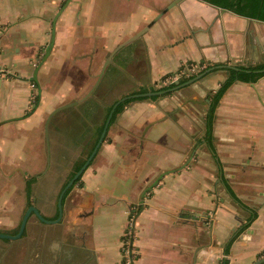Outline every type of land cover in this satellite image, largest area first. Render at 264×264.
Wrapping results in <instances>:
<instances>
[{"label":"crops","instance_id":"crops-1","mask_svg":"<svg viewBox=\"0 0 264 264\" xmlns=\"http://www.w3.org/2000/svg\"><path fill=\"white\" fill-rule=\"evenodd\" d=\"M64 1L0 0L3 232L18 230L29 205L48 219L57 217V198L66 180L50 182L61 169L54 164L60 166L71 153L66 143L75 140L76 124L80 131L84 122L89 131L96 129L97 120L93 126L82 118V103L95 98L93 92L107 80L111 66L143 65L141 77L133 79L137 86L158 87L168 81H161L162 76L175 73L187 60L202 61L200 68L264 61V20L203 0H180L122 46L136 41L139 52L128 61L130 48L118 59L115 53L91 94L65 107L79 113L65 120L61 109L51 115L46 159L47 115L81 97L96 79L81 77L84 68L95 76L102 54L147 25L171 0H70L53 24ZM52 27L50 53L31 79L35 55L49 43ZM74 68L80 77L72 75ZM224 68L212 69L170 94L143 98L149 110L130 112L125 105L80 179L64 192L60 218L46 222L31 212L19 237L0 238V264H221L223 258L227 264H247L263 256L264 74L254 81H234L221 96L212 124L213 154L203 138L204 112L207 94L226 76ZM157 125L159 136L150 140L148 132ZM63 173L65 177L68 172ZM29 178L33 180L26 193ZM108 178L130 179L128 192L111 194L115 199L109 201L99 186ZM252 209L256 216L225 253L232 232ZM101 211L105 219L96 217Z\"/></svg>","mask_w":264,"mask_h":264},{"label":"trees","instance_id":"trees-1","mask_svg":"<svg viewBox=\"0 0 264 264\" xmlns=\"http://www.w3.org/2000/svg\"><path fill=\"white\" fill-rule=\"evenodd\" d=\"M206 1L208 3L214 4L216 6L222 7V8H226L228 10H231L235 13L244 15V16H250V17H254V18H258L261 20H264V0H203ZM127 49V45L125 47H122L120 50H118L114 56L115 59L119 58L120 53H122L124 50L126 51ZM130 53H128L125 57H130ZM121 64V60L119 61ZM196 62L194 61H189L187 60L185 63H183L180 68L175 72V73H167L166 75L161 77V81L166 78H168L166 83H162L161 85H159L158 87H155L154 85H141L138 87L137 90H133L132 92H140V91H147V90H163V89H167L170 88L172 86L175 85L174 82V76H176V79L179 80V82L185 81L187 78L193 76L194 74L198 73L199 71L213 65V64H206L203 67L199 68L197 72H192L189 75H186L185 72L188 71V69L194 65ZM204 63H202V61L196 65L200 66ZM235 67H225L224 69H226L227 73L225 78L219 83V86L209 92L207 94L208 100L206 102V107H205V112H204V133H203V138L206 142V144L208 145V147L213 151V154H215V150H214V145H213V131H212V124H213V120L215 117V108L221 98V96L223 95V93L226 91V89L236 80H243V81H254L256 80L259 76L264 74V61L261 62H256L253 64H241V63H235L234 64ZM110 67V66H109ZM110 69L114 70L116 69L115 66H111ZM215 69V68H214ZM130 92V93H132ZM172 92V90H168L166 92H163L161 94H152L150 96H138V97H130L127 98L123 101H121L120 103L117 104V106L115 107L113 114L111 116L110 122L109 124L114 120V118L116 117V115L124 108V106L131 100L136 99V98H151V99H155L159 96L162 95H167L170 94ZM128 94V93H126ZM123 96V95H122ZM120 97V96H119ZM118 97V98H119ZM116 98V99H118ZM114 99L109 105H106L105 107V112L103 115V119L101 121V123H99L95 129V138L93 139L91 145L88 148L87 154L85 155V157L79 161H77L76 163H74L73 169L70 172L67 180L65 181V183L68 181V179L73 175V173L81 166V164L83 163V161L85 160V158L87 157V155L90 153L91 149L93 148L100 132L101 129L103 127L104 121L106 119V116L108 114V111L110 109V107L112 106V104L114 103V101L116 100ZM98 103L93 100V98H87L83 103H82V113H84L82 115V118L86 119L89 118L90 116H92L93 112L95 111V109L97 108ZM83 128H81V131L83 129V133L86 132V127H85V122L82 124ZM77 126V125H76ZM88 128V127H87ZM79 134H75L77 137H80L83 133ZM75 137V138H77ZM106 138V134L104 136V139ZM103 139V140H104ZM93 159V158H92ZM91 159V161H92ZM90 161V162H91ZM90 164V163H89ZM82 174V173H81ZM81 174L75 179V181L73 182V184H75L79 179ZM32 178H29L26 180V184H25V190L26 193H29V189H30V183L32 182ZM72 184V185H73ZM71 185V186H72ZM228 190L230 191V193L232 194V196L234 198H236L233 195V192L228 188ZM237 199V198H236ZM256 216V210L252 209L249 216L247 217V220L245 223L239 225L237 228H235V230L232 232L230 238L228 239L226 246L224 248V252L227 253L228 251V247L231 243V241L235 238V236L246 226L248 225L251 220ZM221 264H227V259L223 258L222 259V263Z\"/></svg>","mask_w":264,"mask_h":264},{"label":"rangeland","instance_id":"rangeland-1","mask_svg":"<svg viewBox=\"0 0 264 264\" xmlns=\"http://www.w3.org/2000/svg\"><path fill=\"white\" fill-rule=\"evenodd\" d=\"M35 37H36V35H35ZM128 48L131 49V52H130L131 55L130 56L132 57L133 54L135 52H139L142 47L138 46V42L134 41L132 44H130V45L127 46L126 51H128ZM38 51L40 53H38V56H35V58H34V61L35 62L34 63H37L38 60L41 59V55H43L42 54L43 51H40V50H38ZM106 54H107V52H106ZM106 54L105 53L102 54L100 61L102 59H104V57H105ZM131 57L130 58H127V61L130 60ZM135 58H138V57H135ZM139 59H141L143 61V59H144L143 54L141 55V57H139ZM122 63H124V62H122ZM130 65L129 66L128 65H125V66L120 67V68L117 66L116 69L109 70L107 80L105 79L104 81H102L96 87V89L93 92V94H95L94 95L95 98H93V100H95L98 103V105H97V111H98L97 117H96V115H94V112H93V116H90L89 118H86L85 121H89V122L91 121V122H93V126H94V123H96V120H97V124L101 123V121L103 119L104 112H105V106L106 105H109L114 99L118 98L119 96L125 95L126 93H130L133 90H137L138 89V86H137L138 83H137L136 80H133V79L134 78H138V76L141 77V75H139V74H142L143 73L142 72L143 65H140V68H139V66H133V64L131 66ZM97 67L100 68L101 65L100 66H97ZM97 67H93V70L95 71V69ZM71 71H72V73H73L72 75H74V77H77V78L80 77L79 76V72L80 71H79L78 68H76V69L74 68ZM83 75L86 77V79H91V81L94 79V77H96V75L95 76H91L90 75V70L88 71V68H87V70H85V68H84V71L82 72L81 77ZM128 75H129L130 79L127 78ZM76 85H79V84H76ZM88 85L89 84L84 85L83 88L86 89V87H88ZM77 94H74V95L76 96ZM37 99H38V92L36 91V92L32 93V103L33 104L36 103L37 102ZM142 99L136 98V99H133V100L129 101L126 104V105L129 106V111L130 112H135V111H138L140 109H141V111L142 110H149L148 107H150V105L149 106L148 105H145V102L142 101ZM198 106L200 108V105H198ZM70 109H68V110H67V108L61 109V111H64L61 114L62 115V118L61 119L65 120V119H68L71 115H76L77 113H79V111L76 112L73 109H72L73 111L70 110ZM79 110L81 111V108H79ZM94 117H96V119H94ZM76 125H77V127L75 129L77 130V132L75 134H79L80 133V130H79L80 124H76ZM85 127H86V124H85ZM62 130H64V128L63 129L61 128L59 133L62 134V132H63ZM89 130L86 127V132L83 133L84 131L82 129L81 133H83V134L80 137H77L74 134L71 137H73V138L77 137V138H75V140H73V139H68V141L66 140L67 141L66 144L69 145L70 147H72L71 148L72 151H71V153L67 154L66 161H64V160H61L60 161V164H61L60 166H59V163H57V164L55 163L54 164L56 168H61V169L58 172H56V174L54 176H52V178H50V182L51 183H53L55 185H59L60 183L63 182V179L64 180H67L70 172L73 169V165H74L75 159L77 161V160L85 157V155L87 154V151H88L89 146L91 145L93 139L95 138V130H94V127H93V129L91 131H89ZM159 133H160V128H159V125H157V126H153L151 128V130L148 132V135L147 136L149 137L150 140H153L154 141L159 136ZM39 134H40V136H42V140H43V132L40 131ZM101 145H102V143L100 144L99 148L101 147ZM41 146H42L41 149H43V146L44 145H41ZM98 149H97V151H98ZM97 151H96V153H97ZM49 152H50L49 148H48V153H47V148H46V159H49ZM64 170H66L68 172L67 173V176H65V177H63V174L65 175V173H63ZM129 185H130V179H128V180L120 179L119 181L118 180L113 181V180H111V179L108 178L106 181H104V184H101L99 186L101 188V191L104 190L105 191V194H108V200L109 199L114 200L115 198H113L110 195L111 194L112 195L113 194L114 195L115 194H118L119 195L122 192H128ZM111 200H109V201H111ZM103 207H106V206L104 205ZM97 216L100 219H105L106 216H107V214L105 212H102L101 211V212H98L97 213L96 217Z\"/></svg>","mask_w":264,"mask_h":264},{"label":"water","instance_id":"water-1","mask_svg":"<svg viewBox=\"0 0 264 264\" xmlns=\"http://www.w3.org/2000/svg\"><path fill=\"white\" fill-rule=\"evenodd\" d=\"M70 0H65L62 5L60 6V8L58 9V11L56 12L55 16L53 17V24L55 23L56 17L58 16V14L60 13V11L67 5V3ZM180 0H171L167 5H165L161 10L158 11L157 15L152 19V21H150L147 25H144L142 28H140L137 32L133 33L132 35H130L129 37H127L126 39H124L123 41L117 43L115 45V47L113 49H111L108 54L106 55V57L104 58L101 67L98 71V73L96 74V79L94 81V83L91 85V87L81 96L78 97L76 99H73L69 102L63 103L57 107H55L46 117L45 119V123H44V136H45V140H46V148H47V153H48V148H49V143H48V123L50 120L51 115L56 112L57 110H60L62 108L68 107V106H72L75 105L77 103H79L80 101L84 100L85 98H87L91 92L93 91V89L96 87V85L98 84L105 68L106 65L108 64V62L110 61V59L113 57V55L125 44H128L130 42H132L133 40H135L138 36H140L144 31H146V29L148 28V26L156 19L158 18L163 12H165L166 10H168L169 8H171L172 6H174L176 3H178ZM53 31L54 28L52 27V34H51V38L50 41L46 47V51L44 53V55L41 57L40 62L36 65L34 71H33V75L31 77V79H36V72L38 70V68L40 67V65L43 63V61L46 59V57L48 56V54L50 53V48L53 45L54 42V37H53ZM219 67H235V65L231 64V63H220V64H214L211 65L201 71H199L198 73L194 74L193 76L187 78L185 81L179 82L178 79H175V85L167 88V89H163V90H147V91H140V92H133V93H128L125 94L123 96H120L118 99H116L114 101V103L112 104V106L110 107L108 114L106 116V119L104 121L102 130L93 146V148L91 149L90 153L87 155V157L85 158V160L83 161V163L81 164V166L73 173V175L68 179V181L64 184V186L62 187V189L59 192L58 198H57V209H58V215L56 218L54 219H48L46 218L41 212L40 210L35 206V205H29L24 213L23 216L21 218L18 230L15 233H7V232H3L0 231V238H16L19 237L22 234V231L24 230L25 224H26V220L28 215L31 212H34L37 217L42 220V221H46V222H51V221H56L60 218L61 214H62V197L64 192L67 190L68 187H70L73 182L75 181V179L86 169V167L89 165L91 159L94 157L97 149L99 148L100 144L102 143L104 136L107 132V128L109 126V122L111 119V116L113 114V111L115 109V107L117 106L118 103H120L121 101L130 98V97H138V96H150L152 94H161L163 92H166L168 90H175L179 87H182L184 85H188L194 81H196L197 79L201 78L202 76H204L207 72H209L210 70L214 69V68H219ZM160 176V175H159ZM158 176V177H159ZM158 180L155 179L154 183ZM153 183V184H154ZM151 185H149L148 187H150ZM264 261V255L247 263V264H259L261 262Z\"/></svg>","mask_w":264,"mask_h":264},{"label":"built area","instance_id":"built-area-1","mask_svg":"<svg viewBox=\"0 0 264 264\" xmlns=\"http://www.w3.org/2000/svg\"><path fill=\"white\" fill-rule=\"evenodd\" d=\"M200 67L198 66V65H196V64H194V65H192L189 69H188V71L187 72H185L186 73V75H189L190 73H194V72H197L198 71V69H199ZM175 77V79H176V76H174ZM173 77V78H174ZM126 250H127V248H126ZM127 252H128V250H127ZM225 255V253L222 255V256H224Z\"/></svg>","mask_w":264,"mask_h":264},{"label":"flooded vegetation","instance_id":"flooded-vegetation-1","mask_svg":"<svg viewBox=\"0 0 264 264\" xmlns=\"http://www.w3.org/2000/svg\"><path fill=\"white\" fill-rule=\"evenodd\" d=\"M48 45V44H47ZM47 45H46V47H47ZM46 47H44V49H43V55H44V53H45V51H46ZM38 53V52H37ZM43 55H41V57L43 56ZM35 56H38V54H36ZM40 62V60H38V62L37 63H34V66H33V71H34V69H35V67H36V65L38 64ZM4 71H6L5 69H4ZM32 71V72H33Z\"/></svg>","mask_w":264,"mask_h":264}]
</instances>
